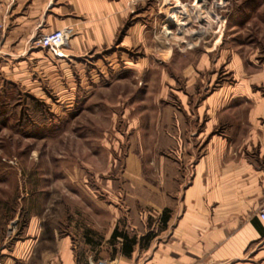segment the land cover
<instances>
[{
	"label": "rangeland",
	"instance_id": "obj_1",
	"mask_svg": "<svg viewBox=\"0 0 264 264\" xmlns=\"http://www.w3.org/2000/svg\"><path fill=\"white\" fill-rule=\"evenodd\" d=\"M132 1L113 39L72 62L32 58L46 55L32 40L24 54L11 52L12 41L3 47L13 53L8 62L1 41L0 244L6 241V249L21 238L29 215L42 213L44 230L68 238L82 263L120 264L105 239L114 223L137 240L126 264H144L174 225L162 219L171 211L162 208L163 165L180 161L163 142L165 128L177 122L171 118L199 111L201 103L206 110L211 95L223 99L239 80L236 66L247 78L264 67V0H207L205 10L211 7L221 26L213 14L210 26L196 21L194 0ZM186 5L187 33L174 39L164 33L177 32L168 16ZM130 34L136 38L127 43ZM218 99L210 111L248 107L242 98ZM114 241L121 248V239Z\"/></svg>",
	"mask_w": 264,
	"mask_h": 264
},
{
	"label": "crops",
	"instance_id": "obj_2",
	"mask_svg": "<svg viewBox=\"0 0 264 264\" xmlns=\"http://www.w3.org/2000/svg\"><path fill=\"white\" fill-rule=\"evenodd\" d=\"M132 2L0 0V21L5 27L1 52L9 62L11 52L19 55L38 34L62 29L67 36L61 47L63 56H54L46 49L45 56L36 52L30 56L40 62L42 57L56 63L72 62L92 45L112 40ZM135 38L130 34L124 41ZM11 41L12 51H3ZM234 72L238 82L226 88L223 99L220 95L215 99L229 104L242 98L248 104L245 111H210L209 104L215 102L211 95L205 100L206 110L201 103V110L179 113L171 118L177 122L165 128L164 146L180 156L179 164L168 160L162 171L166 193L162 208L171 209L165 224L174 225L170 239L153 246L144 264H264V226L256 216L264 207V67L248 78L242 77L244 69L239 66ZM255 83L259 84L257 89L253 88ZM181 117L194 122L184 124ZM194 128L193 142L189 136ZM203 138L204 143H197ZM196 152L199 156L192 162ZM42 217V213L29 215L11 250L6 249V241L0 244V264H85L68 238L59 239L52 227L50 232L44 230L48 226L43 225ZM114 227L113 223L106 230V240ZM112 246L119 263L126 264L120 242L113 241Z\"/></svg>",
	"mask_w": 264,
	"mask_h": 264
},
{
	"label": "bare ground",
	"instance_id": "obj_3",
	"mask_svg": "<svg viewBox=\"0 0 264 264\" xmlns=\"http://www.w3.org/2000/svg\"><path fill=\"white\" fill-rule=\"evenodd\" d=\"M193 2L194 3L191 5V9L193 10V13L198 20L201 21V20L207 19V23L210 26L211 23L214 21V19L212 17H210V14H213V15H215V21H219L220 26H221L222 21L219 20L218 14L211 7L209 9L205 10L207 0H203V1L202 0H194ZM168 17H169V20L173 21L174 24L177 26V32L176 33H170V32L165 30L166 28H164V33L166 35L171 34V36L174 37V39H177L179 35H181L183 33L185 34V32L187 33L186 25L190 19L189 8L187 5L186 6H179V7L175 8L173 13H171ZM219 40H220V37L218 39H216L214 44L219 42ZM61 51H62V49H61ZM169 51H170V48L167 45L165 50L163 51V56L167 57L170 53Z\"/></svg>",
	"mask_w": 264,
	"mask_h": 264
},
{
	"label": "built area",
	"instance_id": "obj_4",
	"mask_svg": "<svg viewBox=\"0 0 264 264\" xmlns=\"http://www.w3.org/2000/svg\"><path fill=\"white\" fill-rule=\"evenodd\" d=\"M4 24L3 21H0V43L4 40ZM66 34L62 29L41 33L35 36L32 40L33 44L39 46L40 48L46 49L54 56L61 57L63 56V52L61 51V47L66 43ZM257 218L264 226V207H261L257 214ZM89 264H117L115 261L111 260L109 262L99 260L97 262H92L91 260L88 262Z\"/></svg>",
	"mask_w": 264,
	"mask_h": 264
},
{
	"label": "trees",
	"instance_id": "obj_5",
	"mask_svg": "<svg viewBox=\"0 0 264 264\" xmlns=\"http://www.w3.org/2000/svg\"><path fill=\"white\" fill-rule=\"evenodd\" d=\"M165 211V210H164ZM163 222L165 223L167 220V216L165 214H162ZM121 239V248L120 251L123 255L129 256L131 252L133 251V246L137 243V240L134 236H129L127 233L118 230V227L115 226L110 239L111 241H114L116 239Z\"/></svg>",
	"mask_w": 264,
	"mask_h": 264
}]
</instances>
